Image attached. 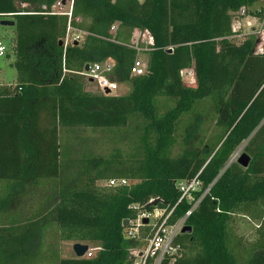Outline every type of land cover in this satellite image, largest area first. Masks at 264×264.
Returning <instances> with one entry per match:
<instances>
[{"label": "trees", "instance_id": "16d2710c", "mask_svg": "<svg viewBox=\"0 0 264 264\" xmlns=\"http://www.w3.org/2000/svg\"><path fill=\"white\" fill-rule=\"evenodd\" d=\"M71 1L69 15L53 11L59 0H0V22H15L5 57L16 69V81L0 86V264H128L136 242L124 222L139 212L131 205L175 207L173 222L193 205L177 204V182L196 177L194 198L204 196L187 220L192 232L177 237L175 264H264V52L256 36L228 38L232 14L259 0ZM253 14L264 19V7ZM69 25L87 33L81 43L64 44ZM135 30L154 39L142 76L131 75ZM108 59L127 93L88 90L81 72ZM192 67L195 87L181 74ZM161 99L174 105L160 113ZM138 118L136 153L75 149L71 133L121 130ZM246 141L245 168L231 157ZM111 179L133 182L98 184ZM236 215L259 222L253 242L238 237ZM53 226L61 242L101 249L92 258L45 249Z\"/></svg>", "mask_w": 264, "mask_h": 264}, {"label": "built area", "instance_id": "2783aa9c", "mask_svg": "<svg viewBox=\"0 0 264 264\" xmlns=\"http://www.w3.org/2000/svg\"><path fill=\"white\" fill-rule=\"evenodd\" d=\"M72 7V4H71ZM57 12V11H55ZM58 11L57 13H61ZM71 15V9L68 12ZM9 16V15H8ZM258 21V18L251 16L248 8L241 7L239 11L232 14L231 31L232 34L228 36L229 39H237L239 42L243 39L256 36L258 40L257 52H264V19H261L259 25V31L254 30L253 23ZM246 24L251 31H245ZM116 29V25L112 27V30ZM74 31L72 34L71 32ZM138 38H132L131 47L137 51V57L131 68L132 76H142L147 72L148 60H143L141 54H148L153 50L154 39L148 32H142L136 30ZM87 33L81 29L75 28L69 25L65 36L64 44H73L74 42H80L83 40ZM141 36H144L140 39ZM171 49V48H168ZM7 47L4 42L0 41V58L5 57ZM88 70L81 72L92 83L96 84V87L106 95H112L119 89V84L111 78L114 63L111 60H107L103 63L88 64ZM182 77L185 75H194L192 68L185 69L181 72ZM1 86V81H0ZM106 91H109L107 94ZM240 154L234 153L231 157V162ZM238 160V159H237ZM102 182V181H101ZM105 182L106 186L119 187L128 186L133 181L128 179H111ZM202 186L201 181L196 177L191 180H183L177 182V187L181 192V196L177 202L180 203L186 199L193 201L192 207L182 216L171 222L170 218L174 212L175 207L167 210L166 208H155L154 210H144L140 204H133L131 207L138 210L136 218L128 220V224L125 227L124 234L128 239H133L136 245L128 249V264H175L176 260L181 256V246L177 243V237L183 233V229L187 226V220L196 209L204 194L198 198H194V192L199 191ZM208 192L206 189L205 193ZM154 198H151L148 203H153ZM146 205V204H145ZM148 219L145 223L144 220ZM154 219V221H152ZM101 249L100 246H89L84 258H92L97 251Z\"/></svg>", "mask_w": 264, "mask_h": 264}, {"label": "rangeland", "instance_id": "374dc122", "mask_svg": "<svg viewBox=\"0 0 264 264\" xmlns=\"http://www.w3.org/2000/svg\"><path fill=\"white\" fill-rule=\"evenodd\" d=\"M65 8L62 9L61 0L57 2L56 6H54L53 11H65L68 12L71 5V0H66ZM262 7H264V0H259L256 2L249 10L251 11V16H255L258 18L257 22H254L252 19H248L252 21V27L254 30L259 31V25L261 23V17L253 14L254 12L259 11ZM248 10V11H249ZM3 19H10L12 20V17L6 16ZM245 31H251L249 26L246 24L244 27ZM72 34L74 31L71 32ZM13 36L12 27H2L0 29V40L4 42L7 46L8 43L11 42V37ZM133 36L135 39H139L138 33L134 32ZM144 36H141L140 39H142ZM82 41V40H81ZM148 54H141V58L143 60H147ZM13 57L10 55V57H2L0 58V78L8 83H13L16 80V69L13 66ZM186 78V79H185ZM184 81L186 85L188 86H194L195 80H190L189 75H185ZM88 88H90L93 91H98V88L96 87V84L88 82ZM130 85L129 84H120L119 89L114 94H125L129 91ZM172 105H174L173 101L165 102L163 99H161L158 103L159 106V112L164 113L168 110ZM143 118H138L134 120L133 124H130L129 127L121 129V130H103V131H91V130H81L74 133H71L75 139H77L76 148L78 153L82 152H88L96 154V155H109L112 152H115L117 150L121 151V154L123 155H129L132 153H136L138 151V143H139V137L140 133H142L143 128L141 127V121ZM210 127H212V123H208ZM184 127L182 123H180V126L177 130V137L178 140L176 144L174 145L171 154L177 155L180 152L181 145V135L183 134ZM70 134V135H71ZM77 136V138H76ZM80 137V139H79ZM73 139V140H75ZM74 143V144H75ZM248 144V141L244 142L238 149V153L240 154L235 161L244 153V148ZM237 151L235 153H237ZM99 185H105V182H99ZM25 205V204H24ZM154 221V219H152ZM234 228L238 235V237L244 242V243H250L253 242L256 238V229L258 227L259 222L249 219L246 216L243 215H236L234 218ZM50 233H48V236L45 240L44 247L45 249L50 248L51 250H56L60 253L62 257L66 258H72L76 257L74 251H73V245L74 242H61L56 237V227L53 226V228H50ZM90 246H97V244L90 243Z\"/></svg>", "mask_w": 264, "mask_h": 264}, {"label": "water", "instance_id": "95a60500", "mask_svg": "<svg viewBox=\"0 0 264 264\" xmlns=\"http://www.w3.org/2000/svg\"><path fill=\"white\" fill-rule=\"evenodd\" d=\"M0 25L14 26L15 22L13 20H10V19H3V20H1ZM60 44H63V43L60 42ZM75 44H77V43H75ZM168 51L171 52V49H168ZM88 68H89V65H86L85 70H88ZM106 93L108 94L109 91H106ZM250 161H251V157L247 153H243L237 160L238 164H240L242 167H245V168L248 167ZM158 202H159V199H156V200H154L153 204L157 205ZM144 222L147 223L148 219H145ZM127 224H128V220H126L124 222V226L126 227ZM191 232H192L191 226L187 225L184 227L183 233H191ZM88 248H89V245L85 244V243H74V245H73V251H74L77 258H82L85 255Z\"/></svg>", "mask_w": 264, "mask_h": 264}, {"label": "crops", "instance_id": "0c3cea01", "mask_svg": "<svg viewBox=\"0 0 264 264\" xmlns=\"http://www.w3.org/2000/svg\"><path fill=\"white\" fill-rule=\"evenodd\" d=\"M61 4H62V9H64L65 8V4H66V0H61ZM71 4H72V1H71ZM56 6V5H55ZM70 9H71V5H70ZM69 9V10H70ZM58 12V11H57ZM65 11H62L61 13H64ZM2 27H12V32H13V36L15 35L14 34V27L13 26H3V25H1V27H0V29L2 28ZM76 28V27H75ZM116 30V29H115ZM115 30H112V32H115ZM136 31V30H135ZM134 31V32H135ZM12 36V37H13ZM11 37V38H12ZM257 38V37H256ZM84 39V38H83ZM1 41V40H0ZM83 41V40H82ZM82 41H80V42H75V43H81ZM11 55H12V57H13V60H14V56H13V54L11 53ZM148 56V55H147ZM108 60H111V59H108ZM147 60H148V58H147ZM111 61H113V60H111ZM14 62V61H13ZM113 63H114V61H113ZM192 69L194 70V68L192 67ZM195 72V71H194ZM189 78H190V80H191V78H192V80H195L194 81V83H195V85L194 86H191V87H195L196 86V79H195V74L193 75V74H190L189 75ZM186 79V78H185ZM0 81L1 82H3V83H8V82H5V81H3L1 78H0ZM16 81V80H15ZM90 81V80H89ZM183 81H184V77H183ZM14 83V82H13ZM90 83H92L91 81H90ZM184 84L186 85V83H185V81H184ZM120 85V84H119ZM188 86V85H187ZM88 90H91L90 88H88ZM91 91H93V90H91ZM106 95V94H105ZM112 95H118V94H112Z\"/></svg>", "mask_w": 264, "mask_h": 264}]
</instances>
